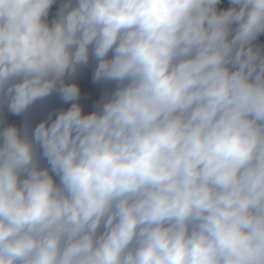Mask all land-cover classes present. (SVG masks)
<instances>
[{
	"label": "clouds",
	"instance_id": "1",
	"mask_svg": "<svg viewBox=\"0 0 264 264\" xmlns=\"http://www.w3.org/2000/svg\"><path fill=\"white\" fill-rule=\"evenodd\" d=\"M262 38L264 0H0V264H264Z\"/></svg>",
	"mask_w": 264,
	"mask_h": 264
}]
</instances>
